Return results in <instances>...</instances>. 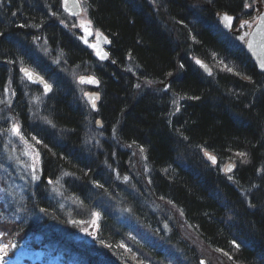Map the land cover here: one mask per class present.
Returning a JSON list of instances; mask_svg holds the SVG:
<instances>
[{
  "label": "trees",
  "instance_id": "trees-1",
  "mask_svg": "<svg viewBox=\"0 0 264 264\" xmlns=\"http://www.w3.org/2000/svg\"><path fill=\"white\" fill-rule=\"evenodd\" d=\"M62 1L0 0V264H264V73L219 21L264 0H83L113 64Z\"/></svg>",
  "mask_w": 264,
  "mask_h": 264
},
{
  "label": "water",
  "instance_id": "water-1",
  "mask_svg": "<svg viewBox=\"0 0 264 264\" xmlns=\"http://www.w3.org/2000/svg\"><path fill=\"white\" fill-rule=\"evenodd\" d=\"M63 12L71 17L77 18L82 15V8L79 3V0H64L62 4ZM260 10V9H258ZM220 22L222 28L227 32L231 33L234 29L235 17L229 16L227 14H222L220 17ZM256 20L258 21V25L253 30L252 34H243L240 32L234 33L237 36V39L240 43H242L245 47L246 52L252 59L253 63L259 70V72L264 73V12H262ZM83 45L90 51L94 53L95 58L102 63L113 64V61L110 59V55L108 53V49L110 48L109 40L102 34L97 33L95 37V42H90L94 36V31L90 24L82 25ZM197 65L200 70L207 76L212 75V70L203 61H197ZM24 77L27 81L36 87H41L44 89L46 94H50L52 89L39 75L34 73L32 70L25 69L23 71ZM78 83L81 86L93 87L97 88L99 86V82L94 77H81L78 80ZM86 100L90 103L93 110H96V102L98 101L97 95H88L86 96ZM101 124H98L100 127ZM208 161L213 165H218V159L212 155L207 154ZM225 174L231 175L235 172L234 164H227L224 170ZM201 264H208L207 261L202 260Z\"/></svg>",
  "mask_w": 264,
  "mask_h": 264
},
{
  "label": "rangeland",
  "instance_id": "rangeland-1",
  "mask_svg": "<svg viewBox=\"0 0 264 264\" xmlns=\"http://www.w3.org/2000/svg\"><path fill=\"white\" fill-rule=\"evenodd\" d=\"M261 5L262 3L260 2H257L255 7H257V5ZM87 22H90L89 21V18H88V14L87 12H83L82 16L78 17L77 19H75V22H74V27L76 30L80 31V34L82 36L83 34V30L82 28L80 27V23H87ZM112 60V59H111ZM150 88V87H149ZM151 89V88H150ZM30 153V152H29ZM32 158L33 160L36 161V157H35V154H32ZM227 175V174H226ZM233 174L231 175H228V176H232ZM98 221H99V217L98 216H95V218L90 222V223H87V224H80L78 228V231H79V238L80 239H83V240H86V241H89V242H92L94 240V235L97 233V230H98ZM185 229H188L185 227ZM190 229L188 230H185V234H188ZM189 238H185V240L187 241ZM202 251V249H200ZM206 260V259H205ZM207 263L209 264V260L207 261Z\"/></svg>",
  "mask_w": 264,
  "mask_h": 264
},
{
  "label": "bare ground",
  "instance_id": "bare-ground-1",
  "mask_svg": "<svg viewBox=\"0 0 264 264\" xmlns=\"http://www.w3.org/2000/svg\"><path fill=\"white\" fill-rule=\"evenodd\" d=\"M241 23H242V29L247 33V35L252 34L253 30L255 29V27L258 25V21L256 20L255 17H250L248 19H241ZM81 25H84L85 23H80ZM197 61H201L200 59H198ZM25 70L22 69L21 74L24 77L23 71ZM28 70H31L30 68H28ZM25 78V77H24ZM42 78V77H41ZM26 79V78H25ZM45 82L46 80L44 78H42ZM27 81V80H26Z\"/></svg>",
  "mask_w": 264,
  "mask_h": 264
},
{
  "label": "flooded vegetation",
  "instance_id": "flooded-vegetation-1",
  "mask_svg": "<svg viewBox=\"0 0 264 264\" xmlns=\"http://www.w3.org/2000/svg\"><path fill=\"white\" fill-rule=\"evenodd\" d=\"M246 32L244 31V34H245ZM247 34V33H246Z\"/></svg>",
  "mask_w": 264,
  "mask_h": 264
}]
</instances>
